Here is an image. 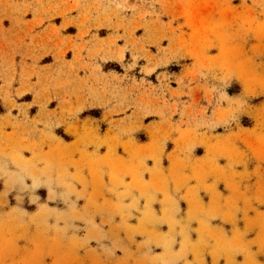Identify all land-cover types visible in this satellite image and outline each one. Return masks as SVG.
Segmentation results:
<instances>
[{"label": "rangeland", "instance_id": "374dc122", "mask_svg": "<svg viewBox=\"0 0 264 264\" xmlns=\"http://www.w3.org/2000/svg\"><path fill=\"white\" fill-rule=\"evenodd\" d=\"M0 44V264H264V0H0Z\"/></svg>", "mask_w": 264, "mask_h": 264}, {"label": "crops", "instance_id": "0c3cea01", "mask_svg": "<svg viewBox=\"0 0 264 264\" xmlns=\"http://www.w3.org/2000/svg\"><path fill=\"white\" fill-rule=\"evenodd\" d=\"M1 46V44H0ZM108 62V61H107ZM106 62V63H107ZM99 64V63H98ZM100 65V64H99ZM101 69H102V66L100 65ZM2 71H3V68L0 66V79L2 78ZM30 70L29 69H26V68H22L21 67V75H22V78L28 76L30 77ZM98 74H100V77L101 79H105V76H107L108 78H110V73H106L103 69L101 71V73L98 72ZM103 75V76H102ZM31 83H33L34 87L36 88V90L38 91H42V88L45 87L46 83H45V76H44V72L43 71H39V75H38V78L37 80H31ZM0 84L2 85V81L0 80ZM26 95H30L28 93L24 94L23 96H26ZM33 95V94H32ZM34 99L31 100L30 102L29 101H24L22 102V104H25L27 106H29V111H31L32 108H34ZM91 108H100L102 109L103 107L99 106V105H95V106H92ZM117 107H114L113 105H111L110 107H108V109L110 111L116 109ZM105 109H103V115L105 114ZM3 115L0 114V117H2Z\"/></svg>", "mask_w": 264, "mask_h": 264}]
</instances>
